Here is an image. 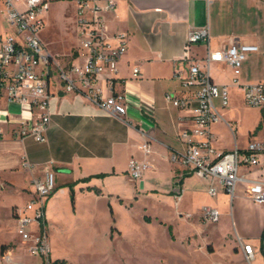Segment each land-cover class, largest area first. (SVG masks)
<instances>
[{
    "label": "crops",
    "instance_id": "0c3cea01",
    "mask_svg": "<svg viewBox=\"0 0 264 264\" xmlns=\"http://www.w3.org/2000/svg\"><path fill=\"white\" fill-rule=\"evenodd\" d=\"M55 1L58 3L55 4ZM80 1L105 5L110 0H49V10L44 13L45 26L41 31V39L58 61V57L63 59L59 62L65 68L72 64H83L87 60L78 25ZM113 1L114 9L102 13L104 31L114 44L115 35L127 33L128 50L119 61L118 73L113 76L112 85L107 84V76L103 75L98 86L108 95L125 96L127 113L124 119L107 114L83 93L66 92L64 84L54 71L49 86L50 128L46 134L47 140L39 143L33 137L21 139L19 136L20 120L25 118L33 123L37 119V110L29 105L10 102L6 98L0 99V192L24 199L23 203L13 202L10 205L9 219L16 233L1 242L0 264H22L16 253L23 252L26 243L17 233L14 210L33 199V180L43 177L49 170L56 174L57 188L46 205L48 238L49 218L56 220L60 209L58 198L69 197L72 189L75 195L73 211L76 215L80 210V198H89L95 202L109 201L114 221L110 228L111 239L115 238V226H118L112 202L129 211L127 205L138 204L141 193L138 185L143 192L157 191L160 180L165 179L169 184L165 193L175 196L177 191L182 192L180 200L175 201L181 222L195 216L191 211H184L181 203L186 198L185 194H196L185 187L198 176L181 161L173 159L174 155L181 156L186 150L180 133L193 127L192 113L190 110L177 108L166 100L167 94L183 96L186 93L182 81L175 77L176 71H181L184 77L189 73L190 64L182 58L183 55L187 53L191 58L202 60L201 64L206 68L204 58L208 49L217 51L235 41L256 44L260 50L248 55L238 80L245 85L264 82V0ZM58 5L66 15L60 20L66 22L63 32L70 37L64 41L65 44L54 38L60 33L56 26L59 20L51 15V10ZM3 19L0 15V27L6 31ZM201 28L209 29V41L186 49L189 32ZM73 48L75 52H71ZM135 67L140 69L138 77H134ZM209 71L214 82L228 86L230 92L229 105L220 107L224 119L212 127L213 146L220 151L244 149L251 140L261 137V111L245 103L243 93L234 82L236 76L230 65L212 61ZM238 95L242 104L240 106L236 104ZM241 108L255 112L254 117H246L243 121L244 118L239 114ZM239 121L244 125L242 135L238 133ZM145 141L151 144L149 154L140 147ZM133 159L150 165L138 181L131 179L129 174V163ZM242 173L251 178L264 179V168H243ZM202 180L207 185L206 195L212 197L208 193L210 180ZM245 190L246 184L240 182L233 199L220 191L217 196L212 197L214 199H211V205L199 207L197 221L200 230L196 227L197 233L181 234L166 221L164 228L171 236L174 231L178 234L174 243L181 244L189 252L199 250L206 254L208 264H242L245 255L239 238L249 241L254 247L255 258L251 264H264V205L249 199ZM135 197L138 199L135 200ZM242 202H248L257 209L255 235L252 234L253 216L250 225H237L233 219L232 226H225L221 222L229 213L233 218L234 203L240 207ZM49 203L51 209L48 212ZM203 206L217 208L221 214L219 221L213 224L202 222L200 210ZM187 214L192 216L188 217ZM118 227L124 230L123 227ZM210 227L215 232L219 229L223 232L221 248L210 237ZM39 230L38 225L34 224V234ZM194 235L198 236L190 238ZM52 239L54 244V234ZM49 245L52 260H66L55 249L57 256L53 258L50 239ZM220 250H224L226 259L218 258Z\"/></svg>",
    "mask_w": 264,
    "mask_h": 264
},
{
    "label": "built area",
    "instance_id": "2783aa9c",
    "mask_svg": "<svg viewBox=\"0 0 264 264\" xmlns=\"http://www.w3.org/2000/svg\"><path fill=\"white\" fill-rule=\"evenodd\" d=\"M49 7V0H0V15L6 22V31L0 27V99L6 98L10 102L29 105L37 110V119L33 123L25 118L20 120L19 136L21 139L33 137L39 143L47 140L46 134L50 128L49 86L54 71L66 92L83 93L104 112L119 119H124L127 113L123 94L108 95L98 86L103 75L107 76V84L112 85L113 76L118 73L119 61L128 50L127 33L115 35L114 44L104 31L102 13L114 9L115 2L110 0L105 5L79 2L78 25L87 60L83 64H72L69 68L60 64L41 39V31L45 26L44 13ZM209 38L208 28L191 30L186 49L207 42ZM259 50L256 44L240 41L217 51L208 49L204 58L206 68H203L202 60L184 54L182 58L190 64L189 73L184 77L181 71H176L175 77L182 81L186 93L183 96L167 94L166 100L177 108L190 110L193 121L192 128L180 133L181 140L186 144L185 152L181 156L174 155L173 159L181 161L198 177L210 180L208 193L212 197L224 191L233 199L238 183L242 182L246 184V196L264 205V179L251 178L242 173L243 168H264V82L245 85L238 80L248 55ZM212 61H221L232 67L236 76L234 82L243 93L245 103L261 111V137L251 140L244 149L220 151L213 146L212 127L224 119L220 107L229 105L230 92L228 86L219 85L212 79L209 71ZM133 72L134 77L140 76L138 67ZM140 147L146 154L151 152L148 141ZM149 168L150 165L144 161L131 160V179L140 180ZM33 185V199L14 210L16 230L28 245L29 253L41 257V264H50L52 259L46 230V205L57 188L55 172L47 171L43 177L34 179ZM181 194V190L176 192L177 202ZM200 214L205 224L216 223L221 216L220 211L212 206H203ZM34 224L40 229L36 234L33 231ZM239 244L245 260L251 264L255 258L253 245L241 238Z\"/></svg>",
    "mask_w": 264,
    "mask_h": 264
},
{
    "label": "rangeland",
    "instance_id": "374dc122",
    "mask_svg": "<svg viewBox=\"0 0 264 264\" xmlns=\"http://www.w3.org/2000/svg\"><path fill=\"white\" fill-rule=\"evenodd\" d=\"M54 3L58 2L55 1ZM51 15L59 20L56 22V26L60 33L58 32L59 34L54 38L57 42L64 43L70 38L69 34L66 36L63 32L66 22L60 21L66 15H64L60 5L51 10ZM3 23L6 27V22L3 21ZM62 47L64 46L62 45ZM71 52H75V48ZM58 59L60 62L63 61L60 57ZM236 104L242 105L239 95ZM239 114L245 121L246 117L253 118L255 112L241 108ZM237 127L239 135H242L244 125L239 121ZM160 182V186L157 185L158 190L150 192H143L141 186L138 185L141 192L139 199L135 197V200L138 199V204L127 205L126 208L129 211L116 205L114 201L112 202L117 225L125 230L115 226L114 239L110 237V228L114 221L108 206L109 201L95 202L89 198H80L78 202L80 210L78 209L76 215L73 211L75 200L73 202L71 195L69 197L59 196L58 206L60 209L57 219L53 221L48 216L49 239L53 247L52 257L57 256L54 252L55 249L68 260L67 264H208L206 254L204 255L199 250L189 252L181 244L174 243L178 239V234L174 231L173 236H171L168 230L164 228L166 221L181 234L197 233L196 227L200 230V224L197 221V209L202 205H211V199H214L206 195V183L201 177H197L185 187L186 190L195 191L196 194H185L186 198L182 201L181 208L184 211L195 213V216L186 219V222H181L182 218L180 219V214L175 205V196L171 193H165L169 189L168 182L165 179H161ZM23 200L22 197L10 196L4 191L0 192V247L3 240L13 237L16 233L9 219L10 205L13 202L23 203ZM49 209H51L50 203L48 212ZM232 213L233 218L230 213L227 217L222 218L221 222L225 226H232V219L237 225H250V219L253 216L252 234L257 233L258 213L254 205L242 202L239 207L234 203ZM53 234L55 235L54 244L52 243ZM209 234L215 240L216 246L221 248L223 232L220 229L215 232L210 227ZM197 236H190V238ZM24 246L23 252L16 253L20 256L21 263L34 264L38 262L41 264V257L30 254L28 245L25 244ZM218 255L219 259H226L224 250H220ZM241 263L248 264L246 260Z\"/></svg>",
    "mask_w": 264,
    "mask_h": 264
},
{
    "label": "trees",
    "instance_id": "16d2710c",
    "mask_svg": "<svg viewBox=\"0 0 264 264\" xmlns=\"http://www.w3.org/2000/svg\"><path fill=\"white\" fill-rule=\"evenodd\" d=\"M71 191H72L71 197H72L73 202H74V200H75L74 191H73V189ZM262 241H264V232L262 234ZM50 264H67V261L63 260V259L51 260Z\"/></svg>",
    "mask_w": 264,
    "mask_h": 264
}]
</instances>
